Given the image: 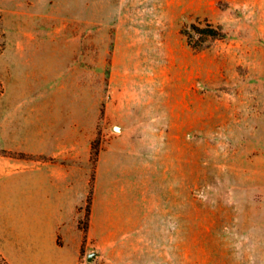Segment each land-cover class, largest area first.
<instances>
[{
    "label": "rangeland",
    "instance_id": "obj_1",
    "mask_svg": "<svg viewBox=\"0 0 264 264\" xmlns=\"http://www.w3.org/2000/svg\"><path fill=\"white\" fill-rule=\"evenodd\" d=\"M48 96L100 148L77 264H264V0H0L3 166ZM24 225L0 264H34Z\"/></svg>",
    "mask_w": 264,
    "mask_h": 264
},
{
    "label": "crops",
    "instance_id": "obj_2",
    "mask_svg": "<svg viewBox=\"0 0 264 264\" xmlns=\"http://www.w3.org/2000/svg\"><path fill=\"white\" fill-rule=\"evenodd\" d=\"M53 99L46 97L42 126L26 134L22 147L5 146L22 149L30 158L16 169L0 163V213L24 215L23 261L77 264L82 241L78 223L90 190L92 146L80 148L78 119L67 113L58 116ZM95 180L92 210L102 187L99 174ZM110 198L108 192L107 207ZM7 230L19 239V230L10 226Z\"/></svg>",
    "mask_w": 264,
    "mask_h": 264
},
{
    "label": "trees",
    "instance_id": "obj_3",
    "mask_svg": "<svg viewBox=\"0 0 264 264\" xmlns=\"http://www.w3.org/2000/svg\"><path fill=\"white\" fill-rule=\"evenodd\" d=\"M197 31L203 33L206 36H219V35H221L220 28L218 26H215L212 23H206L204 26H200L198 24H192V26L190 28L185 29V32L188 35H192L194 32H197ZM99 152H100L99 145L97 143H95V141L92 142V155H91V157H92V160L94 162L97 161ZM0 154H3V155H17L18 154L21 157H23L25 153L24 152H18L17 153V152H13L12 150L2 149L0 151ZM93 180H94V177L92 178V183L90 182L91 188H90V191H89V194L87 197L86 216H88L89 213H91V209H92L93 187H94ZM88 228H89V225H85V226L81 227V229L84 232L88 231ZM0 257L2 260H5L1 251H0Z\"/></svg>",
    "mask_w": 264,
    "mask_h": 264
},
{
    "label": "water",
    "instance_id": "obj_4",
    "mask_svg": "<svg viewBox=\"0 0 264 264\" xmlns=\"http://www.w3.org/2000/svg\"><path fill=\"white\" fill-rule=\"evenodd\" d=\"M89 258H92V255H90Z\"/></svg>",
    "mask_w": 264,
    "mask_h": 264
}]
</instances>
